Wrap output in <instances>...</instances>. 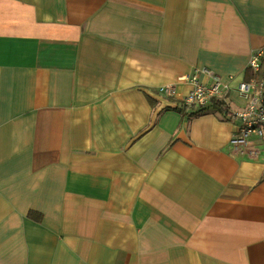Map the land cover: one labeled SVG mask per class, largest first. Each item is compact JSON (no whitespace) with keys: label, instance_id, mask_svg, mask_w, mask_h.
Segmentation results:
<instances>
[{"label":"crops","instance_id":"crops-1","mask_svg":"<svg viewBox=\"0 0 264 264\" xmlns=\"http://www.w3.org/2000/svg\"><path fill=\"white\" fill-rule=\"evenodd\" d=\"M261 48L264 0H0V264H264ZM203 67L227 114L181 108Z\"/></svg>","mask_w":264,"mask_h":264},{"label":"built area","instance_id":"built-area-1","mask_svg":"<svg viewBox=\"0 0 264 264\" xmlns=\"http://www.w3.org/2000/svg\"><path fill=\"white\" fill-rule=\"evenodd\" d=\"M264 55V48L255 51L249 59L248 66L257 70L261 57ZM207 77V82L199 80V74ZM180 80L191 84L190 91L183 95L182 103L191 106H205L211 97H220L226 83L221 80L220 75L207 68H195L191 74L182 75ZM264 81H257L254 78L242 80L238 83L236 91L245 100L243 109L235 113L239 120L238 128L232 132L229 144L234 148L242 149L254 139L262 138L264 135V102H263ZM160 93L171 96L174 93L173 85H164L159 88Z\"/></svg>","mask_w":264,"mask_h":264},{"label":"trees","instance_id":"trees-1","mask_svg":"<svg viewBox=\"0 0 264 264\" xmlns=\"http://www.w3.org/2000/svg\"><path fill=\"white\" fill-rule=\"evenodd\" d=\"M251 78H254L257 81H261V80L264 81V55L261 57V60H260V63H259V67H258L257 70H253L251 67H248L246 69V79L245 80H249ZM263 102H264V89H263ZM209 103L212 105V107L216 111H219V112L224 113V114H227L228 111H229L228 110V106L225 104V102L222 101L217 96L211 97L210 100H209ZM185 106L188 107L187 105L181 103V108L185 107ZM204 111H205V109H202L200 111H197L196 113L204 112ZM193 114H195V113H193Z\"/></svg>","mask_w":264,"mask_h":264},{"label":"rangeland","instance_id":"rangeland-1","mask_svg":"<svg viewBox=\"0 0 264 264\" xmlns=\"http://www.w3.org/2000/svg\"><path fill=\"white\" fill-rule=\"evenodd\" d=\"M264 136V135H263Z\"/></svg>","mask_w":264,"mask_h":264}]
</instances>
